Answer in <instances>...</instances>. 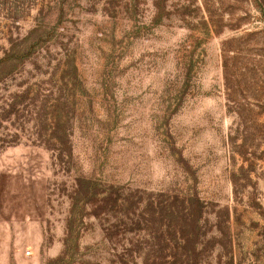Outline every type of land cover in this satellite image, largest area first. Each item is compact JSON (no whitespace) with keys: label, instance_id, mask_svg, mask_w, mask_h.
<instances>
[{"label":"rangeland","instance_id":"1","mask_svg":"<svg viewBox=\"0 0 264 264\" xmlns=\"http://www.w3.org/2000/svg\"><path fill=\"white\" fill-rule=\"evenodd\" d=\"M0 264H264V0H0Z\"/></svg>","mask_w":264,"mask_h":264}]
</instances>
